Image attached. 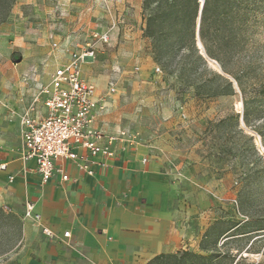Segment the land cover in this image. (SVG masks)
<instances>
[{"label": "rangeland", "instance_id": "1", "mask_svg": "<svg viewBox=\"0 0 264 264\" xmlns=\"http://www.w3.org/2000/svg\"><path fill=\"white\" fill-rule=\"evenodd\" d=\"M9 5L6 21L0 22V97L9 85L24 82L23 77L34 71L39 80L50 79L62 52L54 42L61 40L77 51L92 42L93 32L111 30L110 41L95 42L97 57L82 69L97 92L108 95L106 122L114 130H126L136 141L134 148L149 151L169 170L178 182L182 210L186 217L202 221L203 235L218 220L264 216V119L245 124L239 90L198 98L194 86L181 78L176 62L164 71L154 61L151 39L144 35L143 0H0V18ZM208 64L222 71L214 60L208 59ZM112 87L115 91L108 94ZM224 118L231 120L215 126ZM18 145L12 121L0 106V157H18ZM16 232L13 220L0 223V264L41 262L37 249L42 241L35 227L27 235L23 222L21 236ZM203 235L181 250L203 253ZM255 239L252 245L250 236L238 237L223 251L242 255L240 264H264V234ZM191 263L186 259L183 264Z\"/></svg>", "mask_w": 264, "mask_h": 264}, {"label": "crops", "instance_id": "2", "mask_svg": "<svg viewBox=\"0 0 264 264\" xmlns=\"http://www.w3.org/2000/svg\"><path fill=\"white\" fill-rule=\"evenodd\" d=\"M57 42L63 52L57 62H67V48H72ZM83 75L87 78L84 71ZM34 93L32 83L22 82L9 85L0 97V106L19 140L18 157L12 153L0 157V166H4L0 167V205L21 215L25 234L31 233L32 226L38 231L41 262L35 264H147L158 255L186 249L192 241L195 244L198 234L203 235L202 221L197 216L186 217L182 210L178 182L142 148L120 150L108 166H94L93 175L66 162L63 166L69 180L56 174L44 183L35 161L24 163L20 158V114ZM106 121L105 111L96 126L109 134L121 130ZM28 202L35 205L41 224L53 232L52 237L43 233L41 225L24 219ZM67 231L69 237L64 236Z\"/></svg>", "mask_w": 264, "mask_h": 264}, {"label": "trees", "instance_id": "3", "mask_svg": "<svg viewBox=\"0 0 264 264\" xmlns=\"http://www.w3.org/2000/svg\"><path fill=\"white\" fill-rule=\"evenodd\" d=\"M142 7L144 35L151 39L154 61L164 71L176 62L181 78L194 86L198 98L234 95L239 90L245 124L250 126L252 121L264 119V0H143ZM9 9L10 5L0 22L6 21ZM199 39L205 52L199 48ZM208 59L216 61L222 71L212 70ZM239 118L233 116L235 123H239ZM230 120L224 118L215 126H225ZM239 203L243 207L242 201ZM12 220L20 235L21 219L0 207V223ZM253 234H264V216L247 215V220L238 222L218 220L203 235V253L179 250L158 255L147 264L167 259H174L177 264L186 259L191 264H240L242 255L238 258L223 248L246 235L253 238V245L257 240ZM220 240H224L221 246Z\"/></svg>", "mask_w": 264, "mask_h": 264}, {"label": "built area", "instance_id": "4", "mask_svg": "<svg viewBox=\"0 0 264 264\" xmlns=\"http://www.w3.org/2000/svg\"><path fill=\"white\" fill-rule=\"evenodd\" d=\"M91 38L92 42H87L80 50L67 48L69 59L53 69L49 80H39L36 71L23 77L26 84H33L35 93L20 114V158L24 163L35 161L44 183L56 174H60L63 181L69 180L63 166L69 161L80 171L93 175L94 166H108L120 150L131 148L136 142L126 130L109 134L96 126L98 116L107 110L108 95H98L82 69L85 63L97 57L95 42L110 41L111 30L95 31ZM53 45L59 47L58 42ZM156 70L161 71V68ZM113 91L114 87L108 94ZM34 209L35 205L28 202L24 219L41 225L43 233L52 237L53 232L41 224V216ZM64 236L69 237L70 232H65Z\"/></svg>", "mask_w": 264, "mask_h": 264}, {"label": "water", "instance_id": "5", "mask_svg": "<svg viewBox=\"0 0 264 264\" xmlns=\"http://www.w3.org/2000/svg\"><path fill=\"white\" fill-rule=\"evenodd\" d=\"M202 2H204V0H202ZM198 38H199V35H198ZM198 45H199V48H201V49L205 52L204 47H203V44L201 43L200 39H199ZM214 62H216V61H214ZM216 63H217V62H216ZM217 64H218V63H217ZM218 66L220 67L219 64H218ZM220 68H221V67H220Z\"/></svg>", "mask_w": 264, "mask_h": 264}]
</instances>
